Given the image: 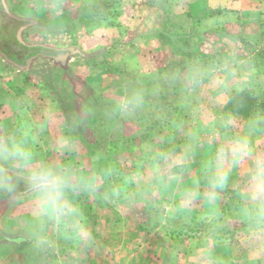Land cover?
Here are the masks:
<instances>
[{
    "label": "rangeland",
    "instance_id": "obj_1",
    "mask_svg": "<svg viewBox=\"0 0 264 264\" xmlns=\"http://www.w3.org/2000/svg\"><path fill=\"white\" fill-rule=\"evenodd\" d=\"M4 2L29 20L19 33L24 43L75 51L62 63L39 57L30 71L8 73L0 86V138L20 133L15 138L32 153L39 145V153L50 154L35 160L67 167L82 185L95 182L94 189L72 194L93 237L81 264H264V234H253L241 214L240 189L212 191L202 172L222 129L215 139L200 133L190 157L162 183L137 190L138 177L146 179L153 167L152 152L180 154L184 133L205 110L240 132L245 115L235 108L243 104H229V96L248 91L256 100L255 89L241 88L264 85V0ZM10 42L3 44L12 50ZM195 64L214 71L193 93L183 76ZM218 76L227 77L223 85L214 82ZM133 88L147 91L146 103L129 118L114 108ZM195 105L201 111L194 114ZM235 176L232 184L240 173ZM23 190L21 182L16 192ZM9 197L0 193V199ZM25 198L0 207V264H15L3 233L28 234L21 217L32 210ZM185 214L195 216V231L176 222ZM29 248L22 250L29 258L23 254L24 263L38 264Z\"/></svg>",
    "mask_w": 264,
    "mask_h": 264
},
{
    "label": "clouds",
    "instance_id": "obj_2",
    "mask_svg": "<svg viewBox=\"0 0 264 264\" xmlns=\"http://www.w3.org/2000/svg\"><path fill=\"white\" fill-rule=\"evenodd\" d=\"M213 69L195 64L189 65L183 79L194 93L213 74ZM227 77H216L215 83L223 85ZM147 91L133 88L115 102L114 111L134 118L144 109ZM193 113L201 111L193 106ZM253 121L252 123H254ZM195 126L184 133L186 139L181 153L173 156L166 149L152 152L153 167L147 178L138 177L137 190L143 186L162 183L170 169L184 163L191 155L193 142L200 133L215 134L221 130L220 140L214 150L202 162V172L212 191L223 189L228 183L232 169L244 168L246 177L239 196L243 201L241 214L248 221L253 234H264V153H257L249 133L230 132L228 120H217L205 110ZM151 151V149H149ZM23 183L31 193L32 211L24 227L29 234V251L38 264L62 257L59 264H81V256L92 242L84 214L72 194L81 187L95 188V182L82 185L75 173L67 167L47 161L35 160L30 149L15 137L0 138V193L12 196Z\"/></svg>",
    "mask_w": 264,
    "mask_h": 264
},
{
    "label": "crops",
    "instance_id": "obj_3",
    "mask_svg": "<svg viewBox=\"0 0 264 264\" xmlns=\"http://www.w3.org/2000/svg\"><path fill=\"white\" fill-rule=\"evenodd\" d=\"M3 2H4V0H3ZM8 12L17 16L16 14L13 13L14 11H12V10L11 11L8 10ZM39 57L45 58V57H41V56H39ZM39 57L32 59L31 60L32 64ZM50 59H52V58H50ZM30 63L26 69H21V68L17 67L16 65H14L13 63H11L10 61H8L2 54H0V86L3 87L6 84L5 80L11 78V75H9L8 73H12L13 68H15V70H17V71L28 72V71H30L29 69L31 68ZM8 66H9V68H8ZM29 66H30V68H29ZM260 72L261 71H256L255 73H260ZM254 74H252V75H254ZM258 75H261V74H258ZM3 81H4V84L2 83ZM245 88L248 90H249V88L255 89L253 91L255 92L257 97H256V100L254 99L253 105H252L250 111L248 112V114H246L245 117L242 118V128L240 129L239 133H249L252 144L255 148V151L257 153H264V125H261V124H264V85L260 86V83H258L257 87L256 86L254 87L253 85L251 86V84L249 82L246 85H244V87H242L241 89H245ZM228 89H231V87H229ZM227 102H228V99H226V101L224 103H227ZM3 109H6V108H3ZM21 110H22V107L20 106L19 110H17L19 112H17V113H21ZM253 121H255V122L252 123ZM29 123L31 124V122H29ZM32 123L34 124V121H32ZM34 125H36V124H34ZM35 127L36 128H34V129L37 130L38 129L37 126H35ZM38 134H40L41 137L44 136L40 132ZM16 135H18V139H20L22 134L16 133V132L13 134L12 133L9 134V136H12V137H17ZM36 136H37L36 131H32L31 133H29L30 139H34V138H36ZM38 146L39 145L34 146L35 149H33V153H32L33 156L38 157L39 154L45 155L44 152H46V151H44V150H43V152L41 151L39 153ZM49 155L50 154L47 153L45 156L49 157ZM238 172L240 173V176L237 177L238 181H235L236 183L232 184V182L236 179L235 174ZM232 173H235V174L231 175L228 183L225 185L224 188H234V189L238 188L241 190L244 186L245 179H246V177L244 176V168L242 166L235 167L232 169ZM18 196L26 197L25 198V205H28L27 208L29 210H32V206H31L32 196H31V193L28 192L27 190L16 192L14 195H12L9 198L0 199V207L4 206L5 209L8 208L10 205L9 201L11 199H14L15 197L17 198ZM29 218H30V214H29V216L28 215L25 216V213H24L23 216L21 217V220L22 221H28ZM3 234L6 237L5 241L8 242V244H7L8 252L7 253H11V255H12V258H11L12 262L11 263L14 262L16 264V262H17L18 264H25L23 261L24 260L23 254H24L25 259L27 257V254H25V253L22 254V250L25 247H27L30 243L29 242V235L25 234L23 232L22 233L10 232V234H7V233H3ZM5 255H6V252H5ZM27 259H29V258L27 257Z\"/></svg>",
    "mask_w": 264,
    "mask_h": 264
},
{
    "label": "trees",
    "instance_id": "obj_4",
    "mask_svg": "<svg viewBox=\"0 0 264 264\" xmlns=\"http://www.w3.org/2000/svg\"><path fill=\"white\" fill-rule=\"evenodd\" d=\"M5 24V26L3 25ZM29 26V20L17 17L5 7L3 0H0V34L3 33L5 36L4 42L11 41L12 50L7 48L4 42H0V54H2L8 61L16 65L21 69H26L32 59L36 57H48L52 58L56 62H64L69 56L75 54V51L71 47H50L42 44H27L24 43L19 33ZM239 101V102H237ZM254 100H249L248 91H241L235 95L229 96V104L242 103V107H236L235 111L241 115L248 114L249 107L252 105ZM228 104V105H229ZM227 105V106H228ZM181 217V216H180ZM177 216L179 226L185 227L188 230L195 231V228L191 226V223L195 221V216L192 214H185L183 218ZM187 220V222L185 221ZM188 234V232L186 233Z\"/></svg>",
    "mask_w": 264,
    "mask_h": 264
}]
</instances>
